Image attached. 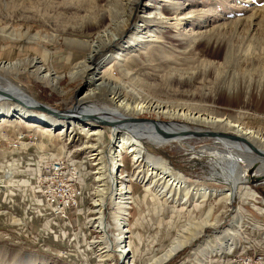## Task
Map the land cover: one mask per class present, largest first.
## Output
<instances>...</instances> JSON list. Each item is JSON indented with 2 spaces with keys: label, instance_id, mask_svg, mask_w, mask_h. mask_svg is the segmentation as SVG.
Masks as SVG:
<instances>
[{
  "label": "rangeland",
  "instance_id": "rangeland-1",
  "mask_svg": "<svg viewBox=\"0 0 264 264\" xmlns=\"http://www.w3.org/2000/svg\"><path fill=\"white\" fill-rule=\"evenodd\" d=\"M128 1L0 0V29L13 28L20 34L19 40L14 43L10 40L0 41V63H23V69L18 74L0 73V82L6 86L3 77L10 80L18 91V95L13 96L29 105L40 102L61 111L74 110L69 113L67 120H63L39 112H29L10 99L0 100V107L8 105L11 109L16 108L15 114L20 112L18 109L34 116L31 121L26 120L20 124L17 123L18 115L7 118L6 123H2L3 117H0L2 140L19 143L20 147L16 149L21 152L19 154L25 159L33 158L29 151L27 154L23 151V144L26 143L18 136L12 138V134L19 135L34 127L43 129V133L59 137L64 126L69 128L83 125L82 130L85 129L83 132L87 135L96 128L101 130L99 140L109 146L112 128L101 127L94 122H78L76 119L85 113L81 109L84 107L91 115L100 111L106 114L110 111V106L115 108L111 101L115 92L121 93L127 100L134 101L136 96L133 93H136L142 99L164 106L228 118L264 136V0H130L131 5L127 10L123 6ZM130 15L132 18L124 27L115 22L116 20L121 23ZM145 18L152 22L144 24L142 21ZM160 21L168 23L161 24ZM109 30L112 33L110 36L113 37L116 33L117 38L111 43L107 40L100 43L96 51L88 49V45L96 42L99 34ZM90 54L93 55L92 60H88ZM83 65L92 66L93 69L86 73ZM37 67H43L45 72L59 79L55 87L33 76ZM100 79L106 82L101 85ZM26 96L33 101L30 99L28 102ZM125 115L127 120L140 118L167 123L159 128L149 123L133 124V128L126 131L120 128L119 136L129 140L136 139L130 133L136 132L138 128L137 133H144L150 127L172 138L168 143L156 144L145 135H138L139 143L145 148V156L140 166L146 176L149 158L155 159L158 164L163 163L168 172L181 176L187 188L192 191L188 193L183 188L177 203L174 195L172 201H169L168 209L164 201L168 197L166 196L161 199L162 208L157 211V202L152 199L158 197V189L153 186L150 190L148 184L137 179V169L130 155L122 152L123 163L132 179L121 176L129 180L128 183L134 181L131 186L133 197L135 203L140 202L138 205L134 203L129 211V245H125L126 253L131 256L129 263H124L127 256L123 258L117 252L112 257L102 258L99 250L102 242L99 247L95 245L102 235L95 227L91 228L94 226L92 219L96 216L95 206L87 199L96 197L92 192L86 191V203L80 202L78 210L74 211L78 215L75 216L73 211H69L73 219H70L75 230L73 233L78 235L72 234L68 221L57 223L43 218L52 224L49 232L57 235L53 240L64 244L69 240L68 247L55 248L52 251L40 237L29 236L22 239L12 235L10 231L4 233V236L0 235V264H149L155 257H160L169 250L193 221H203L209 212L213 226L207 227L165 264H177L186 255L190 256L191 250L204 239L207 240L208 236L217 239L213 240L214 243H223L224 246H213L216 253L212 257H221L225 253V258L230 260L239 251H247V255L252 258L264 256V253L256 249L257 245L253 244V240L249 239L256 232H259L257 235L261 231L264 234V228L257 223L264 225V158L255 154L251 147L245 148L235 141L226 140L221 143L210 137L175 138L176 134L168 133L188 129L241 137L226 128L218 130L217 127H207L155 112ZM40 121L47 126L39 125L37 122ZM103 128L106 129L104 140ZM163 129L168 132L162 131ZM26 139L27 143L32 142L30 135ZM244 140L264 153V148L258 142ZM90 141L94 143L95 140ZM239 141L244 143L243 140ZM3 144L7 145L5 142ZM26 145L30 149V145ZM237 146L242 150L238 151ZM84 156L85 150L78 153L75 159L81 162ZM44 165L42 163V169ZM112 178L116 179L111 176L107 182H111ZM238 178L241 182L235 187L234 181ZM92 184H96L94 180ZM0 187L5 190V187ZM13 187L18 191V201L25 186L19 183ZM144 190L152 195V199L147 197V203L142 205L140 200L145 194ZM203 191L209 193L206 200L199 195ZM228 192H233L234 195L230 202L224 198ZM26 195L31 200L28 192ZM112 199L113 197L111 201ZM111 201L108 197L104 215L108 224L113 225V213L116 210ZM21 205L23 210L14 205L17 207L15 210L22 215H30L27 204L23 202ZM140 211L144 212V219L150 225L143 236L139 234L138 223L135 222ZM240 223L242 225L238 229L236 224ZM153 224L163 238L166 230L168 235L164 243L157 244L154 240L150 242V248L136 249L137 246L143 247L149 243ZM112 225L110 235L114 234L115 227ZM124 233L126 242L127 232ZM239 233L242 234L241 237ZM108 241L110 239L105 240ZM232 243L234 249L228 252L227 247ZM132 258L137 262H132Z\"/></svg>",
  "mask_w": 264,
  "mask_h": 264
},
{
  "label": "bare ground",
  "instance_id": "bare-ground-1",
  "mask_svg": "<svg viewBox=\"0 0 264 264\" xmlns=\"http://www.w3.org/2000/svg\"><path fill=\"white\" fill-rule=\"evenodd\" d=\"M123 4H124V2H123ZM130 5H131V3L129 0L127 5L123 6V8L127 7V10H128ZM2 7H3V5H2ZM125 13H127V12H125ZM131 18H132V16L130 15L129 17L127 16V19L121 21V23H119L116 20H115V22H117L118 26L124 27V26H126L127 23H129ZM174 20L178 21L177 18H175ZM113 21H114V19H113ZM168 21H160V22H161V24L162 23L164 24V23H168ZM142 22L144 24H147V23H150L152 21L148 18H145ZM110 33H111V31L109 30V31L105 32L104 34H99L96 42L88 45V49L92 50V51L93 50L96 51L98 48V45H100V43L105 42V40H107L109 43H111L115 38H117V35H116V33H114V36L112 37V36H110ZM18 36L20 37V34L16 30H14L13 28L0 29V41L10 40L11 43H14V41L19 40ZM92 59H93V55L90 54L88 60H92ZM84 62H86V61H84ZM90 62H92V61H90ZM22 64H23L22 62H15V63L9 62L6 64L0 63V73H5V74L16 73V74H18L21 72V69H23ZM84 65H83L84 70H85L84 72H86V73L93 69L92 66H84ZM79 67H80V65H79ZM33 73H35L33 76H35L39 80L46 81L48 83V85L52 84L54 87L56 86L57 81L59 80V79H56L55 77H52L50 73L45 72L43 67H37L36 71H34ZM93 76L96 77V74L93 73ZM100 80L102 81L100 83L101 85H102V83L106 82L104 79H100ZM3 82H6L7 84H6V86H4L0 82V89L1 90L5 91L11 95H14V96L18 95L17 94L18 91L15 90L16 89L15 85L10 80L3 77ZM96 82L97 81H94V83H96ZM91 92H92V90H91ZM94 92L95 91H93V93ZM133 94L136 96L134 101L133 100H127L121 95V93L115 92V94H113V96H111L112 105H114L115 108L110 106L108 108L110 111L106 112V114H104L100 111L98 113H95L92 116H96L100 119L111 121V122L116 121V122L120 123V128L124 129L126 131V130L133 128V126H132L133 124L126 123L127 117H125L126 116L125 114L141 115L143 113H148V112H150V113L151 112L162 113L163 115H166L169 117L186 119L192 123H196V124L198 123L200 125H205L207 127H209V126L210 127H217L218 130L220 128H222V129L226 128V130H228V131H235L238 135H240L241 137H243L247 140L258 142L262 146V148H264V136L263 135L257 134L251 130H248L243 125L238 124V123H234L233 121H231L228 118H218V117H215L213 115H202V114H198L192 110H186L185 108L182 109V108H174V106L173 107L164 106L163 104L157 103L155 101L153 102L152 100L142 99L141 97H139V95H136V93H133ZM27 98H28L27 101L31 99L30 97H27ZM0 100H2V99H0ZM9 107L10 106H8V105L0 107V117H3L2 123L8 122L7 118L12 117V115H16V116L18 115V118H17L18 124L23 123L26 120L31 121L34 118V116L29 112H35V111L27 110V111H29V112H27L24 110H18L17 109V111H20V112H16L17 114H15L14 112L16 111V108L11 109ZM81 109L83 112H85L83 115L91 114V112L87 111L86 107L81 108ZM102 115L103 116L107 115L106 116L107 118L103 117ZM43 118H44V116H43ZM40 122H43V121H40ZM52 122H54V121L52 120ZM72 123L75 124L74 122H72ZM73 126H70L69 128L72 130L73 128H75ZM81 126L84 127L83 125H81ZM77 127L82 130V127H80L79 125ZM85 127H87V126H85ZM69 128L64 126L59 135L62 136L64 134H67L68 133L67 130ZM141 128L143 129L144 127H141ZM145 128H147V127H145ZM181 128L183 130L186 129L185 127H181ZM0 129H1V126H0ZM138 129L136 130V132L130 133V136L135 135L136 139L132 138L129 140L128 138L123 137V136H121V137L119 136L117 138L118 139L117 142H119V143L121 141L122 142L120 143V145L118 144L119 146H117L116 149H112L113 150L112 156L114 157V159H117V157L122 158V152L129 154L133 163H134V166L136 167L135 169H137L136 170L137 179H141V180H143L144 183L148 184V189H150V190L153 186L155 189H158L159 192H157V196L161 199H165L166 196H168L166 198V200L170 201L172 199V197L175 195L177 197L175 200V203H177V199L179 198L180 194H182L183 188H184L185 192L187 191L188 193L192 190L187 188V186L185 185V181L183 180V178L181 176H175V174H173L172 172L171 173L168 172L166 166L163 163L158 164L159 162L154 161L155 159L149 158L150 160H152V162H150V160L148 161L149 162V168L147 169L148 172L145 176L144 171H142L143 167L140 166L142 161H143L142 159L145 156V151L143 150L145 148L142 147L141 144L139 143L140 138L138 137V135H140V134L145 135L150 141H152L156 144H161V143L167 142L169 140L171 141L172 138H170L168 136H164L163 134H161V132H159L157 129H154V128L148 127L146 129L148 131L144 132V133H140V132L137 133ZM83 130H85V129H83ZM86 130H87V128H86ZM185 131H188V129H186ZM171 132L173 135H175V134L178 135L176 133L178 131L173 130ZM95 133L98 134L100 137L102 135V131L99 129H96ZM174 137L178 138V136H174ZM235 142L240 144L241 146H244L245 148H250V146L246 145L245 143H243L239 140H236ZM228 146H230V145H228ZM236 149L238 151L242 150V148L240 146H237ZM231 157H234V156H231ZM116 173H117V168L115 170V175L113 174L114 178H116V179L112 178L113 180H111V182H109V183L107 182V180H105L106 179L105 175L100 176V179L103 180V185H102L103 187H100L96 192L97 196H96V200H95V209H94L96 216L94 219H92V221L94 222V227L102 235V238L100 241H96L95 245L97 247H99L98 245H100V243L102 242L101 247H99L100 253L102 254V258L112 257L114 255V253L117 252L119 255H122L123 258L127 256L125 258L124 263H127V262L129 263V259L131 258V256H128L129 254L126 253L127 249L125 246L126 242H125V233H124V232H126V226H127L126 215H127V208L129 206V204L126 202H123L125 199H130V197H128L130 192L127 191L128 185H126V183H125V182H128L129 180H126V178H124L121 175L119 176V174L116 175ZM117 176H119L120 178H117ZM224 180L227 181V178H225ZM240 182L241 181L238 178L236 181H234V186L236 187L237 185L240 184ZM115 185H117L116 200L118 199L120 201L116 203V206H115L116 212L113 213V223L114 224L113 225L111 224V225L113 227H115L114 228V234L110 235L109 231H110L111 225L106 222L104 211H105V207H106V204L108 201V197H110L112 195L111 194L112 188L115 187ZM188 193L186 194V199L188 198ZM199 195L204 200H206L209 193H208V191H203L202 194L200 193ZM233 197H234L233 192H228L224 196L225 200L228 202H230ZM112 200H115V198H113ZM132 200L135 202L134 197L131 198V201ZM54 216L60 220H64V221L68 220L62 216H57V215H54ZM196 221H193L191 223V225H189V227L187 229H185V232H182V235H179L181 237L173 242V245H171L169 250L165 251V253L163 255H161L160 257H155L151 262H149V264H165L166 262L171 260L176 254H178L183 246H185L186 244H189L191 241L194 240V238H196L197 236L202 234L207 227L213 226V222L211 221V212H209V214L206 216V218L203 221H200V222H196ZM107 239H110V242L109 241L105 242V240L107 241ZM229 250L230 251L232 250V246L229 247ZM131 260H132V262L135 261L133 258Z\"/></svg>",
  "mask_w": 264,
  "mask_h": 264
},
{
  "label": "crops",
  "instance_id": "crops-1",
  "mask_svg": "<svg viewBox=\"0 0 264 264\" xmlns=\"http://www.w3.org/2000/svg\"><path fill=\"white\" fill-rule=\"evenodd\" d=\"M13 52H12V56H13ZM25 131L29 135H31L32 133L34 140H32L31 143H28L30 145V149H28L29 148L28 145L23 144V147H24L23 151L25 154H27V152L29 151L30 156H33V158L25 159L23 156L19 154L21 152H19L16 149H9L7 147H5L4 150L0 151V181L7 178L5 181L6 183L3 186V188L5 187L4 188L5 190H3L0 187V235L4 236V233L11 231L12 235L14 234L16 235V237H19L22 239L23 238L27 239L29 236L33 238L40 237L43 239V243H45L47 247H50V250L55 249V248L64 249L69 244V240L66 242V244H64L63 242H60L59 240L58 241L53 240V237H57V235L53 234L52 232H49V229L52 227V224L50 225L48 222L49 219H51L54 222L57 221V223L58 221H63V220H60L53 215L52 210L45 204L40 189L35 185L36 179L38 178L40 172L42 171V163L46 164L51 160V153L55 151V148L57 146L61 145V140L57 136L53 137L54 135L52 134L50 135H48L49 133L46 134L47 132L43 133L44 131L43 129L32 127ZM17 136H18L17 134L15 135L12 134V138H16ZM25 141L27 142L28 139L25 138ZM39 146H43V147L39 148ZM57 153H60V151H57ZM30 161H32V163ZM19 183L25 186V190L23 191V193L20 194L21 196H19V199L17 201L16 198H17L18 191H16V188H14L13 186H18ZM13 189H15V192H13ZM27 192L29 193V197L31 200H29L28 196L26 195ZM144 193L145 194L141 196L142 199L140 200L142 202V205H145V203H147L146 202L147 197L149 196L150 198L152 197V195L150 193H146L145 190H144ZM22 195H23V200H22ZM152 200H155L157 202L156 205L158 206V208L156 210L160 211V208H162L161 198L159 199L158 197H156V198H153ZM164 201H165L166 208L168 209V204L170 205V203L169 201H166V199ZM23 202L27 204L26 207H28L27 210L30 213V215H26V214L22 215L18 213V211L15 210V208L17 207H14V205L19 206L17 209L21 208V210H23L21 207L23 206L21 205ZM139 203L140 202H137L135 203V205H138ZM139 209L141 208L139 207ZM162 211L168 212V210L167 211L162 210ZM143 213H144L143 211H140V214L137 216V218H135V222L138 223L137 226L139 229V234H141L142 236L145 235L144 234L145 232H148V226H150L148 225V221L144 219ZM33 215H34V218H32ZM43 218H48V220L43 219ZM255 221L257 222V220ZM257 223L261 225L262 228H264V225L260 224V222H257ZM134 225L135 224H133L132 227H134ZM240 225L242 224L241 223L239 225L236 224V227H238L239 229ZM151 228L152 230H150L151 231L150 234L152 233L153 234L151 236L149 235V238H150L149 243H147V245L143 247L137 246L136 249L137 248L144 249L146 247L150 248V242L154 240H156L157 244L161 242L160 244L162 245L164 243L168 235L166 230H165V234L163 238L161 236L162 233L158 232L155 224H153ZM167 228L168 226L165 229ZM35 229L38 233L40 232V234H37V232L34 231ZM54 229L55 227H53V230ZM257 233L259 232H256V234L253 236L251 235L249 239L251 241L253 240L252 242L254 245H257L256 249L264 253V234H262L263 231H261V234L257 235ZM233 235L236 236L237 234L233 233ZM241 235L242 234L239 233L240 237ZM208 237L209 238L207 240L204 239L200 244H198L196 247H194L191 250L190 256L186 255V257L182 261L178 262L177 264H220V263L227 264L228 259L225 258V253L223 255L224 257L223 256L221 257L211 256L215 251V247L213 246L217 245L218 247H224L223 243H220V244H218L217 242L214 243L213 240L217 241V239H212L210 236ZM231 246H232V250L234 249V244L232 243L228 245L227 247L228 250H229V247ZM231 251L229 250L228 252H231ZM239 252H237V254Z\"/></svg>",
  "mask_w": 264,
  "mask_h": 264
},
{
  "label": "built area",
  "instance_id": "built-area-1",
  "mask_svg": "<svg viewBox=\"0 0 264 264\" xmlns=\"http://www.w3.org/2000/svg\"><path fill=\"white\" fill-rule=\"evenodd\" d=\"M69 129L67 130V134L62 136L59 135L61 145L56 147L55 151L51 153V160L44 165L42 171L36 179L35 185L40 189L44 202L52 210L53 215L62 216L68 219L67 221L70 222L69 226L71 227L72 234L78 235V233H73L75 230L71 223L72 221L70 220L72 218L69 211H73V215L77 216L78 214L74 211L78 210L80 202L86 203L87 199L91 200L93 206H95L94 202L96 198L84 199L86 191H89V193L92 192L94 197H96L95 192H97L100 187H103V180L100 179V176L105 175V180H109L108 177L113 176V174L115 175L116 168V175H124V177L131 179L132 176H130L126 170L123 158L117 157V159H114L112 156L113 150H111V148L118 145L117 138L121 132L112 130V134L110 136L111 143L107 146L104 142L99 140L100 136L95 133V129L93 131H87L89 135L84 133L78 127H75L72 130ZM103 131L104 133L102 138L104 140L106 129L103 128ZM27 136H29V134L26 132L18 135L24 143L28 144L25 141ZM84 136H86L85 139L83 138ZM30 137L34 140L32 133ZM91 139L95 140L94 143L90 141ZM3 142L7 143V145H4ZM70 146L72 148H70ZM5 147L9 149H18L20 146L17 142H10L0 138V151L4 150ZM84 150L85 156L83 157V160L79 162L75 159V157L78 153ZM57 151H60V153H57ZM84 159H86V161ZM93 180L94 183H96L94 186L92 184ZM132 181L129 183L125 182L128 185L127 191L130 192L128 196L130 199H125L123 201L129 204L126 215V246L129 245V211L135 203L133 200L131 201V198L134 196L131 188L134 181ZM116 188L117 185L112 188V195L109 197L110 201L112 197L115 198V200L111 201V204L114 207L116 206V203L120 201L118 199L116 200ZM91 228H94V226ZM246 252L241 251L240 254L233 255V257L228 260V264H264L263 255L252 258L248 256Z\"/></svg>",
  "mask_w": 264,
  "mask_h": 264
},
{
  "label": "water",
  "instance_id": "water-1",
  "mask_svg": "<svg viewBox=\"0 0 264 264\" xmlns=\"http://www.w3.org/2000/svg\"><path fill=\"white\" fill-rule=\"evenodd\" d=\"M5 63V62H3ZM0 99L4 100V99H10L14 102H16L19 106H21L24 109H27L29 111H35V112H39L42 115H49L55 118H59V119H63V120H67L69 113L74 112V110L71 111H61L58 109H55L54 107L48 106L46 104L40 103V102H36V104H32L29 105L26 102H24L22 99L18 98V97H14L13 95L3 91L0 89ZM76 121L78 122H94L96 125L101 126V127H110L113 130L120 132V123L118 122H111V121H107V120H103L100 119L96 116H92L91 114H85L84 116L81 117H77ZM39 125L41 126H47L46 123L43 122H37ZM126 123H131V124H140V123H149V124H153L156 127H160L163 124H167L166 122H159L157 120H150V119H140V118H132V119H128L126 121ZM164 131V129L162 130ZM164 132H168V131H164ZM170 134H172V132H168ZM179 137H183V138H191V137H210V138H214L215 140H217L218 142L224 143L227 141H236V140H243L244 143H247L250 147L251 150L257 154L258 156H260L261 158H264V153L260 150H258L257 148H255L254 145H251L248 142H245L244 138L239 137V136H224L221 134H217L214 131H198V130H191V131H178L176 132ZM7 178L3 179L0 181V186H4L5 181Z\"/></svg>",
  "mask_w": 264,
  "mask_h": 264
}]
</instances>
